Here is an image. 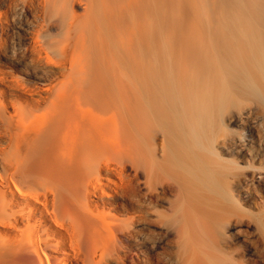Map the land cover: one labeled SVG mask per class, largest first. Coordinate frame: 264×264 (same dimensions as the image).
<instances>
[{
    "label": "bare ground",
    "instance_id": "bare-ground-1",
    "mask_svg": "<svg viewBox=\"0 0 264 264\" xmlns=\"http://www.w3.org/2000/svg\"><path fill=\"white\" fill-rule=\"evenodd\" d=\"M0 264H264V0H0Z\"/></svg>",
    "mask_w": 264,
    "mask_h": 264
}]
</instances>
